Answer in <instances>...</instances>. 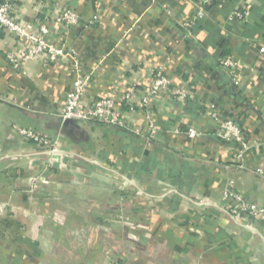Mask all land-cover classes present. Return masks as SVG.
Instances as JSON below:
<instances>
[{
	"label": "crops",
	"instance_id": "1",
	"mask_svg": "<svg viewBox=\"0 0 264 264\" xmlns=\"http://www.w3.org/2000/svg\"><path fill=\"white\" fill-rule=\"evenodd\" d=\"M35 3L20 5V21L36 17ZM197 3L45 0L42 19L64 6L80 15L65 40L91 73L89 98L121 103L129 87L149 89L157 68L188 91L184 101L167 93L131 113L141 134L95 121L65 126L74 64L30 60L15 70L6 54L17 41L0 30V256L8 263L22 253L32 264H264V221L226 207L229 189L264 207V0H216L189 29ZM236 8L247 18L229 19ZM225 56L240 60L232 74L219 65ZM212 107L240 125L247 149L216 135ZM14 124L74 149L82 171L50 162ZM191 127L199 134L189 136ZM138 165L148 168L141 178ZM40 176L56 183L37 189L30 180Z\"/></svg>",
	"mask_w": 264,
	"mask_h": 264
},
{
	"label": "built area",
	"instance_id": "2",
	"mask_svg": "<svg viewBox=\"0 0 264 264\" xmlns=\"http://www.w3.org/2000/svg\"><path fill=\"white\" fill-rule=\"evenodd\" d=\"M27 0H0V30L8 33L17 41V48L9 51L6 58L15 70H20L30 60H43L47 65L69 61L75 66V79L72 91L67 95L65 106L61 116L63 119L72 118L78 121H95L107 126L117 127L126 132L141 134L139 128L130 127L128 117L140 108H150L152 104L164 94H170L178 101H184L189 97L188 91L174 83L173 77L163 68L153 71V80L149 89L140 90L135 86L129 87L121 100L115 97L89 98L87 91L91 84V73L87 72L80 64L79 54L76 49L68 45L65 40L70 28L80 22V15L73 8L64 6L53 11L52 15L40 17L45 7V0H36L39 12L36 17L23 23L18 18V10ZM155 1V0H151ZM216 0H198L197 9L192 17L184 24L192 29L197 20L206 16L208 7ZM169 12V11H168ZM248 16L247 11L236 8L230 13L229 19L244 20ZM96 17L95 19H97ZM260 53L264 55V45L260 47ZM219 65L229 73L240 68V60L234 56H225L219 60ZM238 84L237 79H233ZM124 107V109H123ZM211 121L215 126L216 135L224 142H237L244 149L248 148L244 141L242 128L232 119L226 118L216 108L212 107ZM150 125L155 127V122L150 117ZM176 132H179L178 130ZM187 134L194 137L199 134L198 129L191 127ZM23 136L34 142L40 149H46L51 153L50 162L62 166H74L79 172L82 167L78 153L67 146H63L54 140L49 134L36 131H23ZM96 165L95 161H88ZM262 174V171H257ZM125 183L131 187H139L140 181L127 177ZM30 183L37 189L49 187L56 183L47 176L32 178ZM139 194H147L144 189H138ZM231 203L228 210L234 215L241 213L264 220V207L245 200L243 194L234 189L228 190Z\"/></svg>",
	"mask_w": 264,
	"mask_h": 264
},
{
	"label": "rangeland",
	"instance_id": "3",
	"mask_svg": "<svg viewBox=\"0 0 264 264\" xmlns=\"http://www.w3.org/2000/svg\"><path fill=\"white\" fill-rule=\"evenodd\" d=\"M13 128L20 134V135H22L23 136V131H34L32 128H27V127H23V126H21V125H18V124H14L13 125ZM0 160H2V158H0ZM6 195H4V197H5ZM244 196V195H243ZM228 197H229V200H228V203H227V209H228V205L231 203V197L228 195ZM246 200V199H245ZM11 206H5L4 207V210H5V212H11ZM262 220V219H261ZM264 221V220H263ZM25 226H23V229H29L30 227H28L27 226V223L25 222V224H24ZM6 240V239H5ZM7 242H8V245H9V243H10V241L9 240H6ZM34 255H36V254H34ZM17 259H18V261H17V263L15 262V260L14 261H12L11 263H8L9 262V260L7 259V257H5L4 255H1L0 256V264H22L21 263V259L23 258V259H25V261H27V263H25V264H32V263H29V260H27V258H26V255H24V254H22V253H19L18 255H17ZM13 258V257H12ZM24 264V263H23ZM194 264V263H193ZM196 264V263H195Z\"/></svg>",
	"mask_w": 264,
	"mask_h": 264
},
{
	"label": "trees",
	"instance_id": "4",
	"mask_svg": "<svg viewBox=\"0 0 264 264\" xmlns=\"http://www.w3.org/2000/svg\"><path fill=\"white\" fill-rule=\"evenodd\" d=\"M123 133H125V130H121ZM145 165V164H144ZM144 165H138L137 171L135 172V176L141 178L145 171H148V168ZM147 165V163H146ZM92 165L87 162V167H91Z\"/></svg>",
	"mask_w": 264,
	"mask_h": 264
},
{
	"label": "water",
	"instance_id": "5",
	"mask_svg": "<svg viewBox=\"0 0 264 264\" xmlns=\"http://www.w3.org/2000/svg\"><path fill=\"white\" fill-rule=\"evenodd\" d=\"M59 119L65 126H77L79 122L78 120L72 118L63 119V117H60Z\"/></svg>",
	"mask_w": 264,
	"mask_h": 264
}]
</instances>
